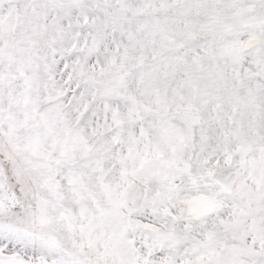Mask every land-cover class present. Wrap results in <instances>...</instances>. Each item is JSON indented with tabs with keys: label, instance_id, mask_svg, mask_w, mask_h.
<instances>
[{
	"label": "snow or ice",
	"instance_id": "snow-or-ice-1",
	"mask_svg": "<svg viewBox=\"0 0 264 264\" xmlns=\"http://www.w3.org/2000/svg\"><path fill=\"white\" fill-rule=\"evenodd\" d=\"M0 264H264V0H0Z\"/></svg>",
	"mask_w": 264,
	"mask_h": 264
}]
</instances>
